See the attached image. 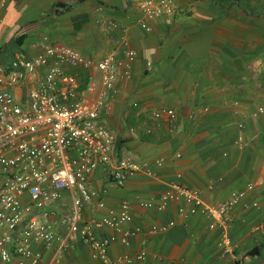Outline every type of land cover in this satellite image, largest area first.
<instances>
[{"label": "crops", "instance_id": "obj_1", "mask_svg": "<svg viewBox=\"0 0 264 264\" xmlns=\"http://www.w3.org/2000/svg\"><path fill=\"white\" fill-rule=\"evenodd\" d=\"M138 1L0 0V64L18 54L40 53L43 41L70 46L95 61L113 53L129 64V74L117 78L101 114L116 135L117 153L149 162L154 172H136L123 186L111 181L103 165L91 175L97 197L84 205L81 220L102 213L98 199L116 212L127 201L131 220L122 229H141L128 236L127 244L112 243L111 256L144 250L138 264H264V184L248 190L214 228L200 211L181 216L175 201L164 210L144 205L157 202L172 181L198 190L205 204L217 206L264 179V111L251 115L264 108V0H174V14L144 18L150 31L138 23ZM106 21L117 27L107 29ZM64 68L74 77L78 95L98 96L102 84L96 67ZM44 72L16 86L15 94L25 95ZM164 106L176 111L173 119L153 117ZM239 122L244 123L241 144L236 142ZM159 157L164 163L156 166ZM53 209L50 219L60 242L51 248L31 243L29 248L40 252L36 261L14 254L0 264H95L89 244L69 237L70 218L77 213L73 192L61 190ZM169 221L174 225L167 231L147 232ZM108 233L113 231L95 230L98 237ZM226 235L229 251L218 245Z\"/></svg>", "mask_w": 264, "mask_h": 264}, {"label": "built area", "instance_id": "obj_2", "mask_svg": "<svg viewBox=\"0 0 264 264\" xmlns=\"http://www.w3.org/2000/svg\"><path fill=\"white\" fill-rule=\"evenodd\" d=\"M136 7L141 14L138 23L146 31L151 27L144 23V18L170 16L176 10L174 0H139ZM105 26L112 29L117 23L106 21ZM41 48L34 56L18 54L8 64H0V260L9 262L15 254L36 261L40 252H33L29 248L31 243L51 248L60 242L61 236L50 217L61 190H71L77 213L70 218L69 237H79L89 244L95 264H138L145 258L144 250L114 257L109 253L112 243L120 240L127 244L128 236L141 230L139 227L122 229L131 220L127 201H122L120 211L116 212L107 207L103 199H98L97 207L102 213L86 221L80 217L84 205L97 197L91 175L98 166L106 167L116 186H123L136 172H154L149 162L136 160L128 153H117L116 135L101 114V108L115 90L117 78L129 74V64L118 60L113 53L95 61L70 46L43 41ZM128 55L134 52L129 51ZM64 65L96 67L102 84L98 96L89 100L78 95L75 79ZM42 68H45L43 79L25 95L17 96L14 88L27 79L37 78ZM119 68L121 73H118ZM263 111L264 108L259 107L251 115L256 117ZM152 115L173 119L176 111L164 106L156 108ZM237 127L236 142L241 144L244 123L239 122ZM163 163V157L154 160L156 166ZM262 184L264 179L248 183L245 188L232 192L228 200L212 206L203 202L198 190L172 181L157 202L149 200L144 205L164 210L175 201L181 216L200 211L211 219L209 228H214L227 220L228 212L248 190ZM173 225V221L154 224L147 232L162 233ZM103 228L113 233L98 237L95 230ZM120 231L122 234L118 237L116 232ZM218 245L231 250L227 235Z\"/></svg>", "mask_w": 264, "mask_h": 264}, {"label": "rangeland", "instance_id": "obj_3", "mask_svg": "<svg viewBox=\"0 0 264 264\" xmlns=\"http://www.w3.org/2000/svg\"><path fill=\"white\" fill-rule=\"evenodd\" d=\"M250 3L257 2L259 0H248Z\"/></svg>", "mask_w": 264, "mask_h": 264}]
</instances>
